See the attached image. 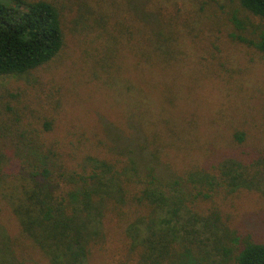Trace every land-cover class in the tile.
<instances>
[{"label": "rangeland", "instance_id": "374dc122", "mask_svg": "<svg viewBox=\"0 0 264 264\" xmlns=\"http://www.w3.org/2000/svg\"><path fill=\"white\" fill-rule=\"evenodd\" d=\"M49 1L63 12V49L27 73L0 75V222L12 236L21 232L10 202L28 185L25 157L34 143L80 172L92 158L122 159L136 173L125 175L127 190L141 184L140 173L168 184L174 176L213 172L243 151L264 150V55L232 35L230 0ZM144 24L175 35L173 56L161 55L151 34L145 41ZM127 25L134 36L124 35ZM236 131L245 132L244 142L234 139ZM148 145L158 154L141 150ZM209 194L165 215L163 225L180 228L194 217L203 227L199 216L216 211L232 233L264 240V195L244 188ZM158 212L146 211L145 221L162 225ZM137 216L108 214L89 264H137L139 248L124 232ZM21 245L27 264H48L24 237Z\"/></svg>", "mask_w": 264, "mask_h": 264}, {"label": "trees", "instance_id": "16d2710c", "mask_svg": "<svg viewBox=\"0 0 264 264\" xmlns=\"http://www.w3.org/2000/svg\"><path fill=\"white\" fill-rule=\"evenodd\" d=\"M229 11L232 35L264 55V0H230ZM144 25L145 41H151V34L158 52L173 56L175 35L162 36V31L156 34ZM123 28L124 35L134 36L129 25ZM64 42L63 12L57 3L0 0V75L24 74L41 67L59 55ZM142 87L141 83L138 90ZM245 137L244 131L234 133L239 143ZM137 146L131 145L134 153ZM42 147L34 143L31 154L26 155L28 185L10 202L21 236H12L0 222V264H27L20 255L22 237L48 264H89L90 246L100 234L104 218L108 214L125 217L135 211L137 218L127 222L124 232L131 246L139 248L137 264H264V240L254 234L232 233L220 224L216 211L199 216L197 222L204 223L203 227L194 224V217L192 224L186 222L180 228L163 225L165 215L176 216L190 199L209 198V192L220 188L252 189L264 195V150L243 151V158L227 159L213 172L174 176L168 184L153 172L140 173L141 184L127 190L125 175L136 173L122 159L92 158L91 166L80 172L67 168L63 155L55 154L51 147ZM141 150L158 154L149 145ZM148 210L159 211L162 225L145 221ZM180 232L183 238L177 237ZM204 234L209 235L204 238Z\"/></svg>", "mask_w": 264, "mask_h": 264}]
</instances>
